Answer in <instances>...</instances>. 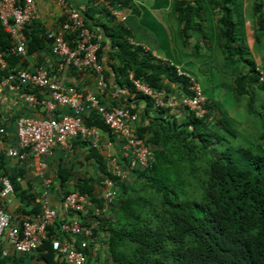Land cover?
Wrapping results in <instances>:
<instances>
[{"label": "trees", "instance_id": "1", "mask_svg": "<svg viewBox=\"0 0 264 264\" xmlns=\"http://www.w3.org/2000/svg\"><path fill=\"white\" fill-rule=\"evenodd\" d=\"M175 5L187 36L194 29L204 31L195 22L200 14L199 8L187 0H175ZM221 8L220 45L214 43V33L218 37L217 29L210 28L207 30L210 32L208 49L212 51L214 46L220 47L221 60H224L222 73L223 76L229 75L228 82L223 85H227L226 89H231L233 94L218 91L216 95L221 93L236 99L239 104H243L246 97L254 101L247 95L264 88V80L260 79L264 73L251 54L244 29L234 20V12L223 2ZM253 10L257 15L254 37L260 42L261 35H264L263 2L256 1ZM85 22L91 28L86 19ZM32 27L35 26L26 29L30 49L37 45L41 48L42 42L49 37L48 30L38 25L31 32ZM114 31L112 43L116 49L113 54L121 63L118 81L136 91V95L128 99L122 97L120 103L116 100L114 105H105L122 107L125 100H132L139 106L143 101L144 107L140 111L137 107L125 106H129L126 108L131 112H139L135 126L138 135L152 146L154 158L148 167L130 171L126 179L113 177L118 184L117 196L104 209L106 204L100 197V185L105 176L112 175L107 169L106 157L98 148L101 144L90 146L88 158L94 159L98 176L76 178V183L65 191L67 194L80 191L91 198L95 208L90 210L93 215L88 216L98 223L92 241L102 239L112 264H264V131L258 137L254 134V142L246 148L249 152H245L234 144V139L241 135L233 125L235 113L226 110L213 91L208 95L198 78L186 72L180 63L189 76L179 75L174 67L163 64L152 56V50L145 51L130 44L126 39V27H114ZM74 33H65V39L71 42L77 34ZM95 40L100 42L97 34ZM100 44L99 62L108 81L106 66L101 59L103 44ZM11 45L10 35L0 21V51L9 52ZM200 47V44L195 45L197 50ZM203 70L208 72L206 68ZM131 73L155 89H166L168 93L177 91L176 98L192 93L190 77H194L207 96L208 113L205 117H197L181 104L158 106L153 96L132 86ZM172 83L177 84V90L168 86ZM171 97L169 95L167 100ZM248 107L249 103L243 107L245 113L250 112ZM178 108H182L184 118L174 112ZM68 109L65 113H74ZM82 117L87 126L97 127L102 133L110 132L96 110H87ZM248 131L242 133L241 138H248ZM59 173L63 186L77 175L64 167ZM11 179L17 184L16 178ZM15 189L19 192L18 184ZM25 193L22 190L18 194L25 197ZM35 201L30 210L21 209L22 216L30 218L40 211L42 202L38 198ZM97 207L101 212L94 215ZM77 216L89 221L81 213ZM66 219L59 216L49 225L47 238L35 250L45 264H68L60 260L52 242L55 236L69 241L76 239L77 236L73 238L61 231V224ZM81 238L78 236L79 241ZM94 242H90L89 247ZM89 250H86L88 259L85 264L91 257ZM2 251L0 249V264H24L28 257V253L3 255Z\"/></svg>", "mask_w": 264, "mask_h": 264}, {"label": "built area", "instance_id": "2", "mask_svg": "<svg viewBox=\"0 0 264 264\" xmlns=\"http://www.w3.org/2000/svg\"><path fill=\"white\" fill-rule=\"evenodd\" d=\"M62 10L63 21L58 31L49 30L52 54L60 60L62 68H73L78 72L91 71L96 74L97 87L106 90L109 86L103 66L99 62L98 51L100 42L96 41V33L86 25L84 16L75 8L69 0H55ZM106 2V0H99ZM114 17H121L122 11L111 9ZM40 18L35 0H0V21L5 31L14 42L16 54H24L27 50L28 37L26 29ZM76 34L72 43L65 39V33ZM128 42L142 47L145 51H151L149 47L134 42L131 38ZM152 56L176 69L179 75H187L181 66L174 60L153 51ZM1 78L6 84H16L19 88L24 86H36L44 88L48 96L39 98L33 92H23L22 97L29 103L42 105L47 111L45 117H33L31 115L19 116L16 120V146L7 149L9 157L16 158L21 163L30 159L32 174L41 178L44 192L40 211L28 218H17L6 211L0 204V243H4L10 250L18 253H29L41 246L47 238V227L52 225L60 216L62 210L52 206L48 200L52 178L47 173L45 157L52 153L55 146L72 148V140L80 137L87 141L88 146L97 147L101 144L103 133L97 127L87 126L82 114L87 110H96L102 120L110 129V133L120 141V152H110L107 155V169L112 176L107 175L102 180L105 208L114 201L117 196L118 184L113 177L126 179L129 172L136 168L148 167L154 158L152 146L145 138L140 137L135 126L138 113L131 112L126 107H108L102 102L94 91L82 90L75 84H64L61 80L51 75L46 67L34 69L12 67L3 52L0 51ZM131 83L137 91L153 96L158 106L183 105L193 111L197 117H205L208 113L205 95L201 84L190 77V95L171 97L166 89H155L149 83L134 76H129ZM264 80V75L260 77ZM68 107L74 113H62L54 115L59 108ZM6 127L0 114V135H3ZM22 177L18 176L17 181ZM0 203L2 197L14 191V184L9 177H0ZM90 197L80 191H72L63 197L62 208L64 213L72 215L61 224V231L72 236H82L80 241L73 242L60 237H53V248L61 261L68 264H85L88 259L87 249L94 236L97 221L90 219L88 222L80 219L77 214H90L92 208ZM100 208H96L94 215H99ZM74 213V214H72ZM3 250V255L11 253L9 249Z\"/></svg>", "mask_w": 264, "mask_h": 264}, {"label": "crops", "instance_id": "3", "mask_svg": "<svg viewBox=\"0 0 264 264\" xmlns=\"http://www.w3.org/2000/svg\"><path fill=\"white\" fill-rule=\"evenodd\" d=\"M35 1L40 15L38 19L39 22L37 24L32 23L28 27L33 25L38 27V25H40L48 31H58L61 27L63 16L62 10L57 5L56 1ZM69 1L75 8L82 12L84 19L87 20V23L91 26L92 30L97 34L99 41L103 44L101 59L106 66L107 76L109 78L108 81L110 80L109 87L106 90L99 89L97 87L96 75L91 71L78 72L70 67H64L60 70V60L51 52V39L49 37L44 40L45 43L42 42L41 48H38L39 45H37L38 47L30 49V44L28 43L27 50L24 54L15 53V45L11 39V48L9 52L5 51L6 54L4 52V55L6 58L8 55L11 56V58H7V60L12 67L26 69H34L38 66L46 67L51 75L61 80L64 84H75L82 90L94 91L108 106L114 105L116 100L120 103L122 97L128 99L136 95V91L130 90L126 84L125 86L124 84L121 85L117 78L118 74H120L121 63L113 54V51L116 49L112 43L114 34H116L114 27H126L127 40L131 38L138 44L149 46V49L152 51L158 53L162 51L166 54L167 58L177 59L179 63L181 62L178 57L183 56V53H185V55L196 54L200 58V64H203V60L206 59L205 54L212 53V51H216L222 59V54L219 50L220 47L217 48L214 46L212 51L209 50L210 32L207 30L213 28L214 31H216L217 29L218 37L216 33H214L216 36L214 38V43L220 45L221 3L223 2L231 8L234 12V20L237 21V23L239 22L244 29L251 54L256 60L258 68L264 73V35L260 42L255 39L257 15L254 14V4L250 8L252 2L261 1L263 2L264 10V0H200V2H196V0H187L189 3L199 8L200 14L196 16L195 22L204 30L194 29L189 31L188 36L183 32L184 23L180 20V11L176 8L175 0H106L104 3L99 0ZM112 8L122 11V15H124L126 19L122 20L121 17L110 15ZM35 27H32L31 32L35 31ZM196 44L201 45L200 49L197 50L195 48ZM201 53L204 54L203 57H201ZM117 67L119 68L116 69ZM1 73L0 71V114L6 131L3 135H0V177L6 176L10 179L11 177L17 179V177L20 176L22 180L16 181L20 187L19 192H17L15 189L17 184L11 179L14 184V191L2 197L0 204L6 211L12 213L19 219L18 216H22V208L30 210L37 198L38 201H43L44 187L41 178L32 174L30 159H27L26 163H21L16 158L9 157L7 149L10 146L18 145L16 120L19 116L31 115L41 118L48 114L42 105L25 101L22 97L23 92H33L39 98L47 97L48 92L46 89L36 86H22L19 88L16 84H6L1 78ZM164 82L167 83L168 80L165 79ZM132 86L134 85L132 84ZM168 86L177 90L176 83H172ZM176 92L170 90L169 95L175 97L178 94ZM142 102H140L138 106L137 103H134L132 100H125L124 106L122 107H129L125 105H130L132 108L137 107L140 111L144 107V103ZM243 107L244 106H240L238 108L243 109ZM68 110V108L59 109L54 112V115L57 116V114L65 113ZM174 112L180 118L185 117L182 108L175 109ZM137 113L140 116L139 112ZM101 141V146L98 148L102 150L106 159L108 153L113 152L116 154L120 152V141L110 132H104ZM89 149L90 147L87 141L77 137L72 140V148L67 149L62 146H55L52 153L45 157L47 162V173L52 178L48 200L52 206L62 210L60 214L61 218H70L72 216L67 213L65 214L62 208L63 197L67 194L66 189L71 188L76 183V178L83 177L84 175L86 177L98 176V168L94 159L88 158ZM63 167L77 172L75 178L72 177L64 186L63 184L61 185L62 178L59 173ZM100 187V197L104 200L102 185H100ZM22 190L26 192L25 197L18 194ZM92 207L95 208L94 204ZM88 215L85 214V216H87L85 220H90ZM21 218H24V216ZM74 237L75 236H73V238ZM75 238L73 242L78 239V236ZM78 241L79 239L75 242ZM92 242L94 241L91 240V243ZM95 243L97 242H94L93 246L90 245L89 255L92 258L90 257L88 264L93 262L96 257L97 250L95 248ZM0 247L1 250L8 248L4 243H0ZM8 249L11 251V254L16 253L10 250V248ZM17 254L20 255V253ZM33 258L39 259L36 251L28 253V257L24 263L29 264L30 261L32 262ZM40 264L43 263L40 262Z\"/></svg>", "mask_w": 264, "mask_h": 264}, {"label": "rangeland", "instance_id": "4", "mask_svg": "<svg viewBox=\"0 0 264 264\" xmlns=\"http://www.w3.org/2000/svg\"><path fill=\"white\" fill-rule=\"evenodd\" d=\"M253 4L254 3L252 2L250 8L253 6ZM160 54L167 57L166 54L162 51ZM203 55L204 54L202 53L201 57H203ZM205 56L206 59L203 60V64H200V58L196 54L185 55V53H183V56L178 57V59L181 62L180 65L183 66L186 72L198 78V80L206 88V93L208 95L212 94L211 92L213 91L214 95L219 97L222 106L229 112L235 113L233 125L237 128L241 135L240 137L234 139V144L240 148H243L245 152H249L246 150V148L254 142L253 140L256 136H260L261 132L264 131V88L257 89L258 91L256 92V94L251 93L250 95H247L251 96L254 101H251L249 100V97H246L243 104H239L236 99L227 98V96L221 95V93L233 94L231 89H226L228 87L227 85H223L228 82L229 76H223L222 73L221 63L224 62V60H221V56L216 51L205 54ZM172 59L179 63L177 59ZM203 68H206L208 72H205ZM215 85L217 88L216 90L214 89ZM218 91L221 92L220 95H216ZM248 103V112H250L245 113L244 111H240L238 107L247 106ZM246 131H248V138H241L243 137L242 133H245ZM251 133H253V135H249ZM254 134L256 136H254ZM96 242V257L90 264H112L107 252L106 244L102 241V239H98V241ZM40 262L45 264L37 258H33L32 262L30 261L29 264H40Z\"/></svg>", "mask_w": 264, "mask_h": 264}]
</instances>
